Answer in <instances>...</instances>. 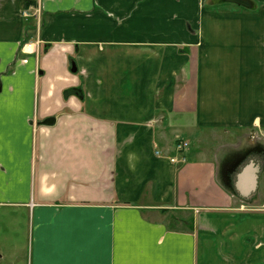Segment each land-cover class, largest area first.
<instances>
[{
  "label": "crops",
  "instance_id": "0c3cea01",
  "mask_svg": "<svg viewBox=\"0 0 264 264\" xmlns=\"http://www.w3.org/2000/svg\"><path fill=\"white\" fill-rule=\"evenodd\" d=\"M230 1L0 0L12 261L264 264V211L236 188L251 162L201 144L264 134V0Z\"/></svg>",
  "mask_w": 264,
  "mask_h": 264
},
{
  "label": "rangeland",
  "instance_id": "374dc122",
  "mask_svg": "<svg viewBox=\"0 0 264 264\" xmlns=\"http://www.w3.org/2000/svg\"><path fill=\"white\" fill-rule=\"evenodd\" d=\"M220 1V0H219ZM231 3H234L235 5H243V8L245 7V11H247V5L243 4L241 2L236 1H230ZM244 10V9H243ZM40 6L37 7L35 10V13L32 15L34 16V19L40 20L41 14H40ZM30 9L24 11V16L30 17ZM41 21V20H40ZM206 132L205 135V141L201 143L208 152L213 154H227L228 157H230L228 161L230 166L234 162H240L241 161V167L249 162L255 163L259 167V185L257 191L251 193L249 196H247V202H245V209L244 210H251V209H258L260 210V213L264 211V134L259 133L248 136L243 132ZM182 140V139H181ZM185 141V140H182ZM243 142L242 146L239 147L238 144ZM232 145V146H231ZM236 145V146H234ZM191 144L189 145L190 148ZM233 154V155H232ZM243 157V159H240ZM240 159V160H239ZM221 179V178H220ZM247 204V205H246ZM2 248V246H0ZM4 248V249H3ZM2 250L4 253H2L6 258L3 260H0V264H14L15 262L19 260H23V263L27 264V251L23 253L22 258L19 257V255L16 257L14 261H12V257L9 253L5 252L6 246H4ZM22 264V261H21Z\"/></svg>",
  "mask_w": 264,
  "mask_h": 264
},
{
  "label": "water",
  "instance_id": "95a60500",
  "mask_svg": "<svg viewBox=\"0 0 264 264\" xmlns=\"http://www.w3.org/2000/svg\"><path fill=\"white\" fill-rule=\"evenodd\" d=\"M258 173L259 167L251 162L238 174L236 188L244 197L256 191L258 186Z\"/></svg>",
  "mask_w": 264,
  "mask_h": 264
},
{
  "label": "trees",
  "instance_id": "16d2710c",
  "mask_svg": "<svg viewBox=\"0 0 264 264\" xmlns=\"http://www.w3.org/2000/svg\"><path fill=\"white\" fill-rule=\"evenodd\" d=\"M236 2H241L243 4H246L247 6H251L252 2L250 0H235ZM65 94H76L79 97H82V89L81 88H76V89H71L65 92ZM240 159H243V157H241ZM239 159V160H240Z\"/></svg>",
  "mask_w": 264,
  "mask_h": 264
},
{
  "label": "built area",
  "instance_id": "2783aa9c",
  "mask_svg": "<svg viewBox=\"0 0 264 264\" xmlns=\"http://www.w3.org/2000/svg\"><path fill=\"white\" fill-rule=\"evenodd\" d=\"M188 146H189V144H188L187 142H182V141H180V142L177 144V150H178V151L185 150ZM172 162H177V161H176V159H172Z\"/></svg>",
  "mask_w": 264,
  "mask_h": 264
}]
</instances>
